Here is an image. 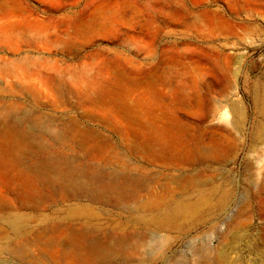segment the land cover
I'll return each instance as SVG.
<instances>
[{
    "label": "rangeland",
    "instance_id": "obj_1",
    "mask_svg": "<svg viewBox=\"0 0 264 264\" xmlns=\"http://www.w3.org/2000/svg\"><path fill=\"white\" fill-rule=\"evenodd\" d=\"M147 1L0 0V124L49 131L34 136L42 148L23 150L17 167L0 163V264H192L202 247L205 264L261 263L264 0ZM146 5L165 13L155 36L139 13L131 17ZM113 7L117 22L88 28L92 14ZM147 63L152 79L183 73L188 103L195 71L197 106L164 86L147 93ZM37 163L58 182L35 177ZM82 177L137 193L114 199L65 187ZM171 192L172 206L207 196L214 207L173 220L130 211ZM77 241L101 251L84 255Z\"/></svg>",
    "mask_w": 264,
    "mask_h": 264
},
{
    "label": "bare ground",
    "instance_id": "obj_2",
    "mask_svg": "<svg viewBox=\"0 0 264 264\" xmlns=\"http://www.w3.org/2000/svg\"><path fill=\"white\" fill-rule=\"evenodd\" d=\"M113 1L115 3H118L119 0H113ZM145 1H147V0H145ZM147 2H149V1H147ZM147 2L146 3L144 2V3L148 5L149 3H147ZM147 5L144 6L142 9H140L139 12H136L134 10H131V17L133 18V15L139 13L143 17L142 22L140 24L141 27L146 32L148 30H151L152 31V36H155L157 33H159L161 27L167 26V20L165 19V15H164L165 13L163 14V13H155V12H152ZM118 8L119 7L106 8V9H102L101 8V10H97V11L95 10L96 12L94 14H92L93 17L91 18L90 22L88 21L89 22L88 28H94V29H97L99 31H104L105 29L111 27L112 24H114L115 22H117L116 20H118V19H120L122 17V13H121V11ZM121 10H123V9H121ZM167 14H169V13H167ZM197 15H199V14H197ZM132 22H133V20H132ZM134 23H136V22H134ZM194 29H195V27H194ZM196 31L198 33V30L197 29H196ZM255 31H256V29H255ZM205 33H207V32L205 31ZM144 34L145 33H143V35ZM221 44H223V43H221ZM143 45H144V50L141 49L143 51V59L144 60H149L153 56V53L148 48V42H144V37H143ZM224 46H225V44H224ZM195 48H196V46H195ZM195 61H197V60H195ZM182 62H183V60H182ZM150 64L151 63H147L146 65H142V68L145 71V76H146V78L144 79V82H143V88H144V90L147 93H152L154 91L155 87L158 86V85L164 86L166 88L173 89V92L175 93V95H177V97H179V99L181 101L180 103L182 105L188 104V106L192 107V109L197 106L198 91H199V88H200V84H199L198 74L195 71H192L189 74L190 75V78H191V86L190 87H191V90L194 92L193 96L194 95L195 96H194V98L192 97L193 99L191 101H189L190 103H188L186 101L185 97H184V90H185L184 82H183L184 74L183 73L178 74V75L176 74L177 76L175 75L174 78L166 76V77H164L162 79H157V78H159L157 76V78H153L152 79L151 77H149V72H150V68H151ZM153 66L156 67V64L153 65ZM203 69H204V67H203ZM200 72H202V69H200ZM185 73H186V71H185ZM200 74H202V73H200ZM35 78H37V77H35ZM171 80L174 81L173 84L171 83ZM141 89H142V87H141ZM159 94L160 93H158L157 95H159ZM100 96L101 95L95 96V98H97L99 100V97ZM106 97H108V96H106ZM106 97H104V98H106ZM159 98H161V96H159ZM257 98H258V101H259L260 109H261V111L264 114V97L261 98V97L257 96ZM259 98H261V99L259 100ZM99 102H101V101H99ZM218 103H220V102H218ZM216 104H217V102H216ZM149 105H150L149 101L148 100H145L144 109H145L146 112H148L150 110V106ZM217 106H218V104H217ZM222 106L223 105H221L219 107H222ZM216 111H213V112L215 113ZM123 112H124V114L126 115V117L129 120L134 121L136 119L135 111L133 110V108H131V107H124ZM214 113L212 114V116H215ZM224 116H226V115H224ZM224 116H223V118H224ZM212 118H214V117H212ZM223 118H220V119H223ZM216 120L218 121V119H216ZM228 120H230V119H228ZM232 124H230V126ZM262 127H261V129H263ZM48 133H49V131L47 130V128H44V127L41 130L39 129V130H36V131H34L31 128H27V129L22 128L20 121L15 120V119L14 120H10V122H7V123L0 124V152H1L0 153V163H4L6 165V167L8 166L9 168L17 167L20 164V160L22 159V155H23L22 151L23 150L27 152L31 148H36V149H41L42 148V143H41L40 140H36V141H33L32 142L34 136L35 135H42V134L44 135V134H48ZM220 134H221V132H220ZM56 136H60V134H56ZM260 136L261 137L263 136L261 138V141L263 140L262 142H264V131L263 130H261L259 132V137ZM259 145H262V144H259ZM46 166H47L46 164H38L37 163L36 164V167H35V172H34L35 177L39 178L42 181H48L49 183H52V184L57 183L58 181L56 179H54V178H52V177H50V176L47 175V173L45 171L46 170ZM68 183L69 184H67V185L65 184V187L66 188L75 189V190L88 191L93 196H101V195H104V194L111 193V195L114 197V199H122V198L134 199L135 198V194L137 193L135 190L131 189V184L130 183H126L124 186H122V188L116 190L110 184H105V185H102V186L96 185L94 183V181H93V178H91V177L90 178H85V177L78 178V179H76V181H71V182H68ZM188 184H191L190 180H187L186 185L181 186V187L179 186L180 187V191L181 190L186 191L187 188H188V186H189ZM206 189H209V187L206 186ZM201 190H203V189H201ZM113 192L115 193V195H114ZM172 194L173 193L171 192V194H168L166 197L165 196L164 197L163 196L162 197H148L145 200H142L141 199L142 201H140V202L137 200V202H135L137 204L134 203L135 204L134 206H132V205L130 206V204H129L130 211L133 210V211H137V212H140V213H154L155 214V217H157V218L167 219V220H173L175 217H177L178 214L179 215H182V216H188V217H192L193 218L194 216L202 215L204 213H207V212L211 211L213 209V207H214L213 203L210 200V197H207V196H201L197 200H194V201L186 200V201L181 202V203H179V204H177L175 206H172L173 205V202H174V201H172L173 198H174L172 196ZM159 210L161 212H158ZM156 212H158V213H156ZM76 245L77 246H80V248L83 251L84 255H89L91 253L100 252L101 251V248L97 244H87L86 245V244H83V243L77 241ZM207 252H208V248L205 249V247L204 248L202 247L201 249L196 250L194 252V254H193V258L195 257L196 258V261H195V259L193 260V258H192V260H193L192 264H205L206 262L209 263V259L210 258L208 257ZM216 260L218 262L215 263V261L214 262L211 261V264H221V261H219L218 259H216ZM260 261H261L260 264H264V255H261ZM185 262H186V260H185ZM176 264H178V262ZM253 264H259V262L258 263L256 262V263H253Z\"/></svg>",
    "mask_w": 264,
    "mask_h": 264
}]
</instances>
